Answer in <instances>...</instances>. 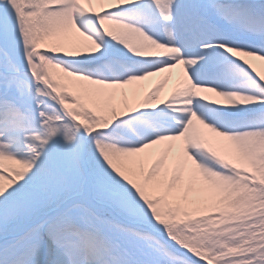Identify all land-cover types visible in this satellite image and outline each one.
<instances>
[{"label":"snow or ice","instance_id":"obj_1","mask_svg":"<svg viewBox=\"0 0 264 264\" xmlns=\"http://www.w3.org/2000/svg\"><path fill=\"white\" fill-rule=\"evenodd\" d=\"M257 62L264 0H0V264H264Z\"/></svg>","mask_w":264,"mask_h":264},{"label":"bare ground","instance_id":"obj_2","mask_svg":"<svg viewBox=\"0 0 264 264\" xmlns=\"http://www.w3.org/2000/svg\"><path fill=\"white\" fill-rule=\"evenodd\" d=\"M258 67L261 68V70H264V67H261V65L259 64V62H257ZM166 75V74H162L160 77H154L152 78L149 82H144L143 87L145 88V90L150 89L151 87L155 86L156 83L161 82L162 81V77ZM178 72H173L171 79L164 85V94H166L167 92H169L172 87L174 86V84L177 82L178 80Z\"/></svg>","mask_w":264,"mask_h":264}]
</instances>
